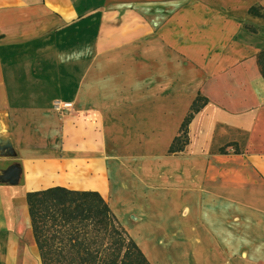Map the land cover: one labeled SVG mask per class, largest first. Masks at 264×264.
<instances>
[{
  "label": "crops",
  "instance_id": "1",
  "mask_svg": "<svg viewBox=\"0 0 264 264\" xmlns=\"http://www.w3.org/2000/svg\"><path fill=\"white\" fill-rule=\"evenodd\" d=\"M253 6L0 0V264H41L30 202L56 190L95 193L148 264H264Z\"/></svg>",
  "mask_w": 264,
  "mask_h": 264
},
{
  "label": "rangeland",
  "instance_id": "2",
  "mask_svg": "<svg viewBox=\"0 0 264 264\" xmlns=\"http://www.w3.org/2000/svg\"><path fill=\"white\" fill-rule=\"evenodd\" d=\"M30 208L41 264H147L95 195L56 190Z\"/></svg>",
  "mask_w": 264,
  "mask_h": 264
},
{
  "label": "trees",
  "instance_id": "3",
  "mask_svg": "<svg viewBox=\"0 0 264 264\" xmlns=\"http://www.w3.org/2000/svg\"><path fill=\"white\" fill-rule=\"evenodd\" d=\"M249 14L256 16V17H260V18H264V8L263 7H251L249 9ZM252 32H255L254 29H250ZM257 64L260 70L261 75L264 78V51H262L261 53H259L257 55ZM209 103V100L202 96L201 94H199L195 100L193 101L190 110L188 112V114L186 115L178 135L175 137V139L173 140L170 148H169V154L171 155H177L179 153H182L185 151L186 147L189 145L190 143V137H189V126L191 124V122L193 121V119L195 118V116L201 112V110H203V108H205V106H207V104ZM229 146H236L235 144H231ZM236 153H239L238 149H235ZM221 154H227L225 149H220L219 151ZM48 191H45L43 193H46ZM37 194H42V193H35V194H29V199L31 196L33 195H37ZM80 194L83 195H88V194H92L94 195L95 193H90V192H82ZM117 222V221H116ZM123 230V229H122ZM124 231V230H123ZM125 232V231H124ZM135 246V245H134ZM136 247V246H135ZM137 251L139 252V254L141 255V257L146 261V259L144 258L143 254L139 251V249L136 247ZM147 262V261H146ZM148 264V263H147Z\"/></svg>",
  "mask_w": 264,
  "mask_h": 264
},
{
  "label": "built area",
  "instance_id": "4",
  "mask_svg": "<svg viewBox=\"0 0 264 264\" xmlns=\"http://www.w3.org/2000/svg\"><path fill=\"white\" fill-rule=\"evenodd\" d=\"M55 107L58 111L62 110H69L72 107V104L70 103H61V102H56Z\"/></svg>",
  "mask_w": 264,
  "mask_h": 264
}]
</instances>
